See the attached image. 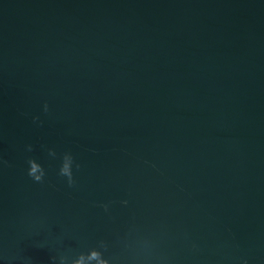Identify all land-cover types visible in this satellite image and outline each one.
Instances as JSON below:
<instances>
[{
  "label": "water",
  "instance_id": "water-1",
  "mask_svg": "<svg viewBox=\"0 0 264 264\" xmlns=\"http://www.w3.org/2000/svg\"><path fill=\"white\" fill-rule=\"evenodd\" d=\"M0 158V248L34 264L101 238L264 264V0H0Z\"/></svg>",
  "mask_w": 264,
  "mask_h": 264
},
{
  "label": "clouds",
  "instance_id": "clouds-1",
  "mask_svg": "<svg viewBox=\"0 0 264 264\" xmlns=\"http://www.w3.org/2000/svg\"><path fill=\"white\" fill-rule=\"evenodd\" d=\"M43 111L48 113L49 107L47 102L43 105ZM33 123L42 125V121L38 116L32 117ZM47 152V155L53 159H59V165L56 170V175L61 178L62 182L68 188H75L77 181L75 178V172L81 168L80 163L76 161L71 151H64L59 155L53 148H48L45 145L40 146ZM25 151L31 153L34 151L32 144L25 145ZM27 165L26 175L31 179L33 183L45 184L47 172L42 164L37 162V159L33 156H27L25 158ZM8 161L0 158V167H10ZM121 204L126 205L127 200L120 201ZM104 212L109 211V204L101 203L98 205ZM121 252L114 254L111 251L113 245L106 239H98L96 242L87 247L85 250L76 252L72 255L66 253H58L56 255L49 256V264H125V261L131 262V264H137V262L147 261L153 258L155 245L147 238L138 239L134 244L130 243L127 238L119 241ZM38 248H43L44 244L39 243L35 245ZM196 246L193 245V248ZM0 260H3L4 264H34L33 258L30 256L21 257L17 254H13L8 250L5 245L0 248ZM240 264H248L247 259L241 258Z\"/></svg>",
  "mask_w": 264,
  "mask_h": 264
}]
</instances>
